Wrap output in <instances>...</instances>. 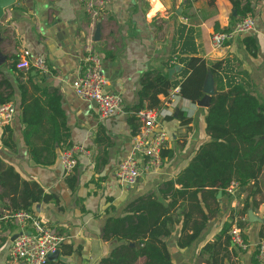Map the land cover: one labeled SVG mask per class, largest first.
Returning a JSON list of instances; mask_svg holds the SVG:
<instances>
[{
    "label": "crops",
    "instance_id": "1",
    "mask_svg": "<svg viewBox=\"0 0 264 264\" xmlns=\"http://www.w3.org/2000/svg\"><path fill=\"white\" fill-rule=\"evenodd\" d=\"M251 1V15L256 20L254 31L227 42L222 48L212 45V34L230 30L242 18L230 0H109L94 24L82 0H12L2 8L0 53L6 59L0 65V81L6 80L11 87L1 85L0 91L6 95L12 92L8 103L15 105L16 114L6 125L12 128L13 148L4 145L2 137H7L8 132L5 126L0 127V157L3 163L15 168L22 180L35 181L46 193L58 198L56 202L35 203L31 212L65 236L58 258L48 259L46 264H101L118 244L103 238L107 220L128 214L130 205L133 202L136 205L139 198L157 200L165 206L176 200L171 208L172 233L163 238L173 264H211L210 260L217 264H264V256H255L264 240L260 235L264 228V171L258 187L251 190L238 188L234 196L224 195L221 190L208 194L209 198L202 203L206 225L190 245L179 244L180 239L181 243L184 241L183 210L188 200L177 194L181 185L176 180L199 146L209 140L206 132L209 103L201 106L199 100L192 102L178 94L168 107L169 114L160 119L168 133L162 168L142 173L133 185L123 186L115 177L116 167L132 147L134 134L129 119L132 106L138 102L144 74L155 69L170 79H177L181 72L182 66L173 54L175 45L179 44L181 25L194 28L201 56L210 61L233 58L237 69L246 73L243 77L247 86L264 101V0ZM250 34L257 37L255 56L243 42ZM89 43L101 56L106 91L120 93L124 99L122 112L106 120L100 119L94 102L77 96L72 87L73 79L84 66ZM25 48L33 55L44 56L49 72L13 70ZM208 81L215 89L211 76ZM31 83L56 92L65 111L66 145H55L56 159L52 165L37 164L30 157L24 139L19 85H27L29 96L40 95ZM165 98L160 95L162 101ZM137 123L139 129L140 122L137 120ZM100 127L105 132L97 140ZM46 129L47 125L43 130ZM102 136L109 144L100 140ZM45 137L35 139L34 144L42 146ZM74 144L84 146L89 154L78 155L76 168L65 174L59 156L64 148ZM72 176L76 177L73 188ZM171 182H174L172 189ZM249 194L250 206L241 215ZM13 209L9 197L0 200V264H23L9 256V247L15 234L33 232L31 224L25 229L20 227L18 219L13 217ZM233 226L240 228L248 243L246 249L234 244L230 234L228 245L224 238L220 239L222 230L229 228L230 231ZM216 242L217 246L204 250L206 245ZM145 262L146 258H140L136 264Z\"/></svg>",
    "mask_w": 264,
    "mask_h": 264
},
{
    "label": "trees",
    "instance_id": "2",
    "mask_svg": "<svg viewBox=\"0 0 264 264\" xmlns=\"http://www.w3.org/2000/svg\"><path fill=\"white\" fill-rule=\"evenodd\" d=\"M230 2L237 15L244 17L253 14L251 0ZM193 32L194 28L186 25H181L178 29L179 44L175 45L173 50L174 56L182 66L178 78L170 79L161 71L148 70L141 80L138 102L132 106L129 119L132 134L135 135L138 132L136 113L144 108L162 107L160 95L166 97L169 91L177 86L182 98L192 102L200 100L205 95L204 85L208 74H212L215 94L211 97L206 114V132L209 140L199 146L176 180L181 185V188L176 190L177 194L188 200V206L183 210L184 241L181 243L180 239L179 242L183 246L190 245L206 225L207 216L202 203L209 195L221 190L224 195L233 196L228 192L232 183H236L238 188L248 187V190L258 187L259 178L264 171V101L247 86L243 77L246 73L237 69L233 58L210 61L201 56ZM243 42L251 55L255 56L258 45L254 36H245ZM37 73L39 74V71ZM1 85L11 87L6 80L0 81ZM31 86L36 92H40V95L29 96L27 85H19L22 94V122L25 125L24 139L30 157L37 164L52 165L56 159L55 145H66L65 111L56 92H48L33 83ZM11 100L12 92L6 95L0 91V104ZM46 125L47 129L43 130ZM5 129L8 136L2 137L3 143L13 148L15 142L12 128L5 126ZM103 132L104 127H100L97 140ZM41 137H45L43 145L36 146L34 140ZM100 140H106V144H109L104 136L100 137ZM70 181L73 188L76 177L72 176ZM0 187L3 190L0 200L9 197L14 213H31L35 203L58 200L55 195L46 193L37 182L22 180L15 168L3 163L1 157ZM173 187L174 182H171L169 188ZM249 197L250 194L245 200L241 215H244L250 206ZM175 204V199L165 206L157 200L139 198L136 205L135 202L130 205L128 214L119 218L110 217L102 235L104 239L115 240L118 244L108 257L101 260V264H136L140 258H146L144 264H173L163 238L172 233L174 219L171 208ZM190 222L192 224L188 226ZM187 229L191 232L186 233ZM263 231L264 228L260 232L261 239L264 238ZM219 237L224 238L228 245L229 228H224ZM215 246L217 242L206 245L204 250ZM259 247L255 256L259 253ZM210 263L217 264L214 260H210Z\"/></svg>",
    "mask_w": 264,
    "mask_h": 264
},
{
    "label": "built area",
    "instance_id": "3",
    "mask_svg": "<svg viewBox=\"0 0 264 264\" xmlns=\"http://www.w3.org/2000/svg\"><path fill=\"white\" fill-rule=\"evenodd\" d=\"M109 0H82L85 12L94 24L103 12ZM256 20L248 14L235 22L227 31L212 34L211 41L215 48L254 31ZM88 53L80 74L72 81V87L77 96L96 104L97 113L102 120L112 118L122 112L124 99L120 93L106 91V78L103 62L98 51L89 43ZM19 60L15 63V70L27 73L37 70L41 73L49 72L48 63L44 56L33 55L30 49H22ZM179 94V87L171 89L160 108H144L136 113L140 127L132 138V147L126 158L116 167V180L123 186L135 184L142 173L158 171L163 166V150L168 142L167 130L161 126L160 119L169 114V106ZM16 114V107L12 103L0 104V127L10 124ZM88 155L89 151L82 145L74 144L64 148L59 156V162L65 172L70 174L78 164V155ZM238 185L232 183L228 192L236 195ZM21 228L31 224L33 232L20 233L9 247V256L24 264H46L48 255L60 250L65 236L51 228L42 220L35 218L30 212L18 211L13 214ZM229 234L234 244L242 249L248 247L238 226H233ZM264 256V240L259 247L258 257Z\"/></svg>",
    "mask_w": 264,
    "mask_h": 264
},
{
    "label": "water",
    "instance_id": "4",
    "mask_svg": "<svg viewBox=\"0 0 264 264\" xmlns=\"http://www.w3.org/2000/svg\"><path fill=\"white\" fill-rule=\"evenodd\" d=\"M11 2H12V0H0V14L2 12V8L4 6L9 5ZM255 38H257V37L255 36ZM5 59H6V57L0 53V65L4 62ZM210 76L212 77L211 73L208 74V77H210ZM208 77H207L205 85H204L205 95L198 101V104L201 106H206L208 103L210 104L211 97L215 94V89L213 88V84H212V82L208 81ZM212 79H213V77H212ZM213 83H214V81H213ZM243 188L244 187H242L241 190H243ZM18 235L19 234H15V236L13 237L12 240H14ZM58 253H59V250L53 254H49L48 259H55L56 260L58 258Z\"/></svg>",
    "mask_w": 264,
    "mask_h": 264
}]
</instances>
